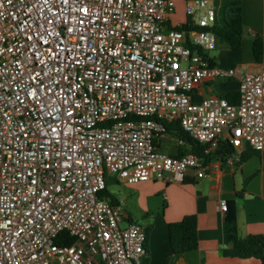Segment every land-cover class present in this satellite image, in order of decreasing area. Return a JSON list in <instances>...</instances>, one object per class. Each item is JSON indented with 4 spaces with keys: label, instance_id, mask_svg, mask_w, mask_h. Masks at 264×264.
<instances>
[{
    "label": "built area",
    "instance_id": "built-area-1",
    "mask_svg": "<svg viewBox=\"0 0 264 264\" xmlns=\"http://www.w3.org/2000/svg\"><path fill=\"white\" fill-rule=\"evenodd\" d=\"M176 1L0 0V264H143L147 230L121 227L100 196L109 176L181 183L207 176L221 145L230 164L264 152V59L211 63L215 0H184L187 29L168 25ZM233 77L237 102L195 99ZM168 124L208 159L161 150Z\"/></svg>",
    "mask_w": 264,
    "mask_h": 264
},
{
    "label": "crops",
    "instance_id": "crops-1",
    "mask_svg": "<svg viewBox=\"0 0 264 264\" xmlns=\"http://www.w3.org/2000/svg\"><path fill=\"white\" fill-rule=\"evenodd\" d=\"M234 1H239L242 6L243 48L234 51L218 39L209 56L215 65L223 69L240 64L243 66L242 71H256L261 61L255 58L253 45L259 38L263 42L264 59V0H215L219 23L224 21ZM216 79L201 84L195 90V99L212 96L227 98L228 93L239 89V78H228L237 80L238 85L228 88L225 82L227 86L217 94L211 88ZM176 138V135L167 132L156 143L170 155H178L181 151H184L183 154L189 153L188 143L179 145ZM250 150L253 149L245 146L242 157ZM109 180L117 185L123 183L113 176H109ZM124 184L130 191L125 197L111 192L118 200L113 205L120 208L127 222H140V217L150 229L145 264H169L174 255L169 243L168 224L188 214L197 216L199 246L194 252L178 257L177 264H263L257 258L224 254L228 241L226 213L221 209V202H236L238 231L242 238L251 234H264V152L256 151L243 157L241 165L227 163L225 155L214 156L208 165L207 176L203 178H196L190 173L181 183L153 180ZM145 213L150 214L147 216Z\"/></svg>",
    "mask_w": 264,
    "mask_h": 264
},
{
    "label": "trees",
    "instance_id": "trees-1",
    "mask_svg": "<svg viewBox=\"0 0 264 264\" xmlns=\"http://www.w3.org/2000/svg\"><path fill=\"white\" fill-rule=\"evenodd\" d=\"M171 25V24H170ZM171 27H173L171 25ZM180 29H187L188 26L182 23ZM219 41L225 43L230 49L239 51L243 48V13L242 6L239 1L231 3V9L226 13L224 21L217 23L213 28ZM254 56L258 61H262L263 42L256 39L253 45ZM211 63L213 61L211 60ZM214 64V63H213ZM239 91H233L227 94V99L235 103L238 101ZM167 132L173 133L177 137L183 139L190 148L188 152L195 153L200 157L208 159L203 154V146L198 142L192 140L182 128L176 124H168L166 126ZM233 151L230 144L221 145L215 152L214 156L229 155ZM256 151L250 150L244 153L243 157L250 156ZM184 151H181L182 155ZM210 158V157H209ZM112 182L107 178V187L100 193V196L109 200L111 204L118 203L113 194L108 189ZM227 210L225 218V228L227 234L228 246L224 249V254L231 257L240 258H257L264 264V234H251L245 238L239 235L237 224V206L234 200L227 201ZM150 213H145L149 215ZM147 236L149 237L150 229L146 228ZM169 243L173 251V258L169 264H177V258L187 253L194 252L199 246V237L197 230V216L195 214H188L181 220L170 222L168 224ZM74 238L69 237L67 244L74 243Z\"/></svg>",
    "mask_w": 264,
    "mask_h": 264
},
{
    "label": "rangeland",
    "instance_id": "rangeland-1",
    "mask_svg": "<svg viewBox=\"0 0 264 264\" xmlns=\"http://www.w3.org/2000/svg\"><path fill=\"white\" fill-rule=\"evenodd\" d=\"M185 7H186V3L184 0L176 1V8H175V11L170 16L168 25L170 24L177 25L178 23H182L185 21L186 19ZM209 53H213V52L210 51ZM237 68L243 69V66L238 64ZM225 82L226 84H228V86L225 84ZM237 85H238V81L235 79L218 78L215 80L214 83H212L211 88L215 91V93L219 94L223 92L226 86L229 88V87H236ZM108 189L112 193L120 194L121 197H125L126 194L130 191V189H128V187L124 183L120 185L112 183ZM139 221H140L139 222L140 224H142L145 228H147V224L143 220H141L140 217H139ZM127 225H128V222L126 220H124L121 223L122 228L126 227ZM143 262L145 264L146 260L143 259Z\"/></svg>",
    "mask_w": 264,
    "mask_h": 264
}]
</instances>
